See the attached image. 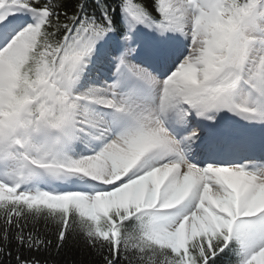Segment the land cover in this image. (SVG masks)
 <instances>
[{
  "label": "snow or ice",
  "instance_id": "snow-or-ice-1",
  "mask_svg": "<svg viewBox=\"0 0 264 264\" xmlns=\"http://www.w3.org/2000/svg\"><path fill=\"white\" fill-rule=\"evenodd\" d=\"M48 235L264 264V0H0V264Z\"/></svg>",
  "mask_w": 264,
  "mask_h": 264
},
{
  "label": "trees",
  "instance_id": "trees-1",
  "mask_svg": "<svg viewBox=\"0 0 264 264\" xmlns=\"http://www.w3.org/2000/svg\"><path fill=\"white\" fill-rule=\"evenodd\" d=\"M73 2L74 0H66L69 11H71ZM47 238L52 240V246L49 249L32 253L26 251L25 255L36 256L41 260V264H44L45 261L47 264H93L95 257L91 254V250L84 247L83 241L79 238L69 235L59 250L55 247V236L48 235Z\"/></svg>",
  "mask_w": 264,
  "mask_h": 264
}]
</instances>
